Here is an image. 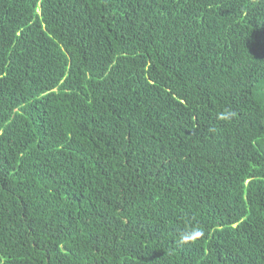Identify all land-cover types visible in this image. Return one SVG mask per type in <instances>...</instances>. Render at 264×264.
I'll list each match as a JSON object with an SVG mask.
<instances>
[{"label": "trees", "instance_id": "obj_1", "mask_svg": "<svg viewBox=\"0 0 264 264\" xmlns=\"http://www.w3.org/2000/svg\"><path fill=\"white\" fill-rule=\"evenodd\" d=\"M0 264H264V0H0Z\"/></svg>", "mask_w": 264, "mask_h": 264}, {"label": "clouds", "instance_id": "obj_2", "mask_svg": "<svg viewBox=\"0 0 264 264\" xmlns=\"http://www.w3.org/2000/svg\"><path fill=\"white\" fill-rule=\"evenodd\" d=\"M189 239H191V236L188 235V234H183V235L181 236V240H182V241H187V240H189Z\"/></svg>", "mask_w": 264, "mask_h": 264}]
</instances>
